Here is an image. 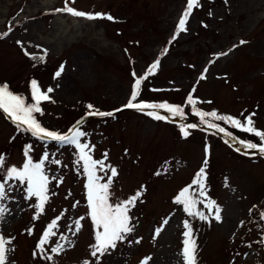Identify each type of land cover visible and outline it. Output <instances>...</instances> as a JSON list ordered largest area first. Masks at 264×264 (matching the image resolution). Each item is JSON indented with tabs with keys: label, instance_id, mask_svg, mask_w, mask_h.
<instances>
[{
	"label": "rangeland",
	"instance_id": "374dc122",
	"mask_svg": "<svg viewBox=\"0 0 264 264\" xmlns=\"http://www.w3.org/2000/svg\"><path fill=\"white\" fill-rule=\"evenodd\" d=\"M187 4L69 0L78 11L114 18L108 20L56 11L65 0H0V85L7 83L29 101L32 80L44 92L51 87L50 99L40 105L43 115L35 114L41 125L61 134H71L75 125L86 133L81 143L89 145L93 160L117 171L114 177L107 167L97 173L102 183L111 178L110 203L141 193L130 206L133 231L100 256L99 264H185L186 221L196 244L195 264H264V153L238 143L259 144L260 138L205 117L225 132L209 128L196 114L215 111L242 123L251 115L254 127L264 131V0H198L187 31L173 39ZM141 77L133 103L180 106L182 116L124 107ZM189 96L194 104L188 103ZM0 156L5 162L0 182L6 168L21 169L29 159L42 164L49 180L42 211L39 199L29 196L27 182H7L0 200L6 209L0 215V236L11 241L5 264H97L91 255L96 229L78 147L41 140L0 110ZM201 169L203 196L193 183ZM186 187L198 201L192 212L203 213L204 219L176 202ZM53 221L56 235L41 251L38 242ZM58 245L63 248L57 254L52 249Z\"/></svg>",
	"mask_w": 264,
	"mask_h": 264
},
{
	"label": "snow or ice",
	"instance_id": "6c2138e0",
	"mask_svg": "<svg viewBox=\"0 0 264 264\" xmlns=\"http://www.w3.org/2000/svg\"><path fill=\"white\" fill-rule=\"evenodd\" d=\"M72 3L75 0H71ZM198 5V0H188V4L186 6L185 11L183 12L177 28L176 33L173 36V39L176 38L180 32L187 31L186 23L188 17L191 15L192 9L194 6ZM56 11L67 12L75 17H86L87 19H96V18H107L108 20H113L114 18L110 15H106L103 13H85L83 11H78L73 7L69 6V0H65V7L63 9H57ZM211 14V13H210ZM3 35H7L4 33ZM2 38V37H0ZM18 43H20L18 41ZM241 44L246 43V41H241ZM39 47V46H37ZM235 47V46H234ZM165 53L167 49L164 50ZM26 55H30L29 53H25ZM47 51L44 50V56H46ZM227 53H221L220 55H226ZM44 56L35 57L33 59H39L41 61L44 60ZM159 64V60L155 61L149 68V72H152ZM63 71V65H61L60 70L55 73V76H60ZM135 76V73H133ZM145 77H141L135 80V84L133 87L132 95L129 99V102L124 106L127 108H136L138 110L143 109H166L173 116L181 115L182 109L180 106H172L167 103H133L137 99L138 89L141 84V80ZM204 79L202 75L200 77ZM30 91H31V100L29 101L26 97L21 94L14 93L10 90L9 85L4 83L0 85V110L8 115L9 118L13 120L14 123L17 124L18 128H22L25 131H30L34 136H37L41 140L51 139L54 141H58L61 143H67L76 145L79 149L80 160L82 161L83 170L87 175V202L89 206V215L91 220L95 226V244L91 245L93 249L91 255L97 258V264H99V257L103 256L109 249H114L117 246V242L123 241L126 239L128 233L133 231V227L130 225L131 218L129 216L130 206H134L135 201L140 192H137L135 196L130 197L126 201H122L120 203H110V185L111 178H109L106 182H101L103 177L99 176L98 171H103L106 167L109 168L111 172V177L117 175V171L115 168H110V166L104 165L101 161L93 160L92 156L89 154L87 149H89V145L86 143H81V138L86 135V133L79 130L77 126H73V129H70L69 132L71 134H61L56 131H50L44 128L41 123L36 119V113L43 115V110L40 107L43 101H47L50 97L47 93H51L53 89L49 87L47 92L42 91L38 87V83L36 80H32L30 82ZM188 103L194 104V101L191 96L188 97ZM89 109L93 108L92 105H87ZM150 116H153L155 119H165V117L156 114L155 112H148ZM196 114L201 118L203 122L208 124L209 128L217 129L220 132H225V129L219 127L215 123L205 121V117H212L217 121H224L225 123L231 124L232 127L238 128L243 132L252 133L255 136L260 138V143H252L245 141H238L241 145H243L246 149L253 150L258 149L260 153H264V131L258 130L254 127V122L252 120L251 115L245 118V122H241L239 119L234 118L232 116H224L218 115L215 111L212 112H196ZM87 115H99L101 117L112 116L111 112H103L97 111L92 112L89 111ZM254 115V114H253ZM79 121L77 125H79ZM188 127H196V125H188ZM188 133L185 132L184 135ZM231 136V133H228ZM239 151V149H237ZM27 155V153H26ZM106 155V154H105ZM45 160L48 159L47 156L44 157ZM55 163H59V161H55ZM207 163V161H205ZM99 166V167H98ZM0 168H5V162L3 156H0ZM9 180H18L21 183L27 182L28 185V193L29 196H35L39 199L40 209L43 210L45 202L48 200V177L44 175L42 171L41 163H33L31 159L27 160V162L23 165L21 169L17 167H8L6 168V174L4 175L2 182H0V200L5 199L6 197V184ZM195 185L199 188V195H204V184H203V169L198 174L196 180L193 181ZM196 193L190 192V188H184L179 195L176 197V202L178 204H182L184 206L185 211L189 213V215H199L201 219H204L203 213H193L192 208L198 202L194 197ZM211 202L208 207L211 210ZM6 209L0 208V215H2ZM261 217L264 218V213H261ZM215 218L220 220L219 216V208L216 209ZM83 219V218H80ZM167 223V221H165ZM56 225V221H53L49 224L47 230L43 233L41 240L38 242V249L43 251V246L48 242L50 236L56 235L53 231V228ZM79 220L75 223V231L80 230ZM184 227L187 231L184 232L185 240H184V248H183V257L185 260V264H195L196 261V244L195 240L192 239V229L188 222L184 223ZM159 229L157 230V234L159 233ZM29 233L31 230L29 229ZM62 239H67L66 237H61ZM139 243V241H136ZM11 243L10 240H5L4 237L0 236V264H5L6 261V244ZM63 245H58L54 247L52 251L54 253H59ZM99 254V256H98ZM35 255V253H34ZM51 259V257H48ZM85 264H88L85 261ZM146 264V262H145Z\"/></svg>",
	"mask_w": 264,
	"mask_h": 264
},
{
	"label": "trees",
	"instance_id": "16d2710c",
	"mask_svg": "<svg viewBox=\"0 0 264 264\" xmlns=\"http://www.w3.org/2000/svg\"><path fill=\"white\" fill-rule=\"evenodd\" d=\"M31 138L33 139V136H31ZM32 141H29V143H31Z\"/></svg>",
	"mask_w": 264,
	"mask_h": 264
}]
</instances>
